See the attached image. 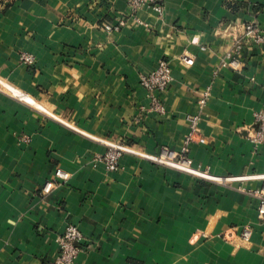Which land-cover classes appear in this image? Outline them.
<instances>
[{"label":"crops","instance_id":"0c3cea01","mask_svg":"<svg viewBox=\"0 0 264 264\" xmlns=\"http://www.w3.org/2000/svg\"><path fill=\"white\" fill-rule=\"evenodd\" d=\"M247 22L262 39L236 55ZM160 61L172 80L146 90L139 77ZM261 109L264 0H163L160 14L129 0H0V264H53L70 224L82 233L73 264H264L247 192L264 183V142L248 138ZM193 114L205 141L188 144L187 165L154 161L181 148ZM109 144L142 154L107 171ZM242 226L248 242L219 236Z\"/></svg>","mask_w":264,"mask_h":264},{"label":"built area","instance_id":"2783aa9c","mask_svg":"<svg viewBox=\"0 0 264 264\" xmlns=\"http://www.w3.org/2000/svg\"><path fill=\"white\" fill-rule=\"evenodd\" d=\"M162 3L163 0H129L130 7L137 9L142 6H150L158 14L162 13ZM124 24V18L118 16L114 22L104 23L102 29L107 33H112L119 31ZM229 25H226L222 32L228 33ZM244 33L240 39H236L234 46V52L239 55L242 48V40L254 39L261 40L260 36L261 29L254 22H247L244 25ZM232 53H228L227 64L231 67H237L239 60ZM19 59L25 64H30L33 62V56L29 53H21ZM172 80L171 71L164 61H160L155 69L147 74H142L139 77V83L142 87L149 91L164 90ZM208 92L202 91L201 96L198 98L197 103L200 107L205 105L208 100ZM153 111L162 113L164 111L163 106L160 104L159 99L155 96L151 97V106ZM254 120L257 123V127L252 130L248 135V138L254 143L264 142V109H261L254 113ZM186 121L188 124V131L184 136L183 145L176 151L167 147L160 148L159 155L154 157V161L164 163V161H171L177 167H184L188 163V157H186L187 147L189 143L198 142L204 143V138L199 132V114L187 115ZM125 152H131L136 154H142L137 151L130 149L127 146L121 144H109V148L105 153L99 158V161L103 163L104 168L107 171H113L119 167V159ZM68 177V173L62 171L61 169H56L54 171V178L65 180ZM51 182H47L42 190L46 191ZM247 192L252 195L257 200L256 214L258 218H264V183L259 187L252 189H247ZM251 235V228L248 226H242L238 232L234 229H227L219 234V236L225 241H230L234 238H238L243 242H248ZM82 233L80 229L74 225L70 224L66 227L62 234L56 237V243L58 246V253L53 260V264H73L74 259L80 251V248L74 244V241H81Z\"/></svg>","mask_w":264,"mask_h":264}]
</instances>
